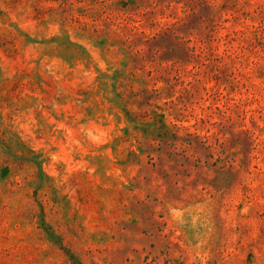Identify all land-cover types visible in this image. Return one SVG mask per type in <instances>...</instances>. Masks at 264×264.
<instances>
[{
	"label": "rangeland",
	"instance_id": "1",
	"mask_svg": "<svg viewBox=\"0 0 264 264\" xmlns=\"http://www.w3.org/2000/svg\"><path fill=\"white\" fill-rule=\"evenodd\" d=\"M0 264H264V0H0Z\"/></svg>",
	"mask_w": 264,
	"mask_h": 264
}]
</instances>
